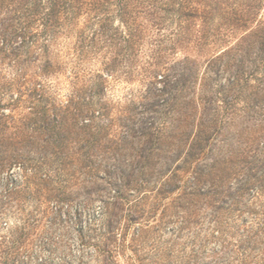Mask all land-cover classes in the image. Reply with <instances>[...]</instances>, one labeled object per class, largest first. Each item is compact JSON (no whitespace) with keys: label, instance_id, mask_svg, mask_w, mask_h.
<instances>
[{"label":"rangeland","instance_id":"rangeland-1","mask_svg":"<svg viewBox=\"0 0 264 264\" xmlns=\"http://www.w3.org/2000/svg\"><path fill=\"white\" fill-rule=\"evenodd\" d=\"M35 1L0 0V264H264V0Z\"/></svg>","mask_w":264,"mask_h":264},{"label":"trees","instance_id":"trees-1","mask_svg":"<svg viewBox=\"0 0 264 264\" xmlns=\"http://www.w3.org/2000/svg\"><path fill=\"white\" fill-rule=\"evenodd\" d=\"M50 1H51V5H50L49 9H48V7H47V13H44V14H43V22H41L43 26H44V25H47L48 21L51 20L50 18L52 17L53 13H55V12L57 11V10H56V9H57V5H58L57 0H50ZM38 6H39V3H38L37 0H36L35 3H32V5H31L29 8H30L32 11H34L35 13H41V10H37ZM46 15H47V16H46ZM261 37H262V39H264V33L261 34ZM237 82H238V81H237L236 79H234V80L232 81V86H231V87H233L234 84H236ZM163 89H164V87L161 88V90H163ZM231 89H232V88H231ZM256 94H257L256 97H259V96L262 97L261 94H259V93H256ZM239 98H240L239 95L232 96L231 99H230V101H229V103L236 102Z\"/></svg>","mask_w":264,"mask_h":264}]
</instances>
